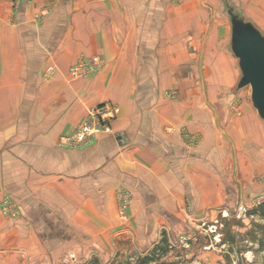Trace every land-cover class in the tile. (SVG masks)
Instances as JSON below:
<instances>
[{"label": "crops", "instance_id": "obj_1", "mask_svg": "<svg viewBox=\"0 0 264 264\" xmlns=\"http://www.w3.org/2000/svg\"><path fill=\"white\" fill-rule=\"evenodd\" d=\"M216 1L0 0V264L85 263L122 224L119 189L132 194L130 228L160 225L145 213L183 210L195 170L219 148L224 112L236 141L264 131L252 103H220L219 23L207 25L205 8ZM254 8L245 14L257 22ZM191 48L208 50L202 65L216 64L214 105L183 75L198 65ZM93 57L98 70L72 76ZM107 102L119 108L112 133L63 144Z\"/></svg>", "mask_w": 264, "mask_h": 264}, {"label": "rangeland", "instance_id": "obj_2", "mask_svg": "<svg viewBox=\"0 0 264 264\" xmlns=\"http://www.w3.org/2000/svg\"><path fill=\"white\" fill-rule=\"evenodd\" d=\"M36 1L17 0L25 5ZM253 1L244 6L240 0H229L245 13L255 7L258 13L250 14L259 17L254 23L264 32V0ZM216 2V10L208 3L205 8L209 13L207 25L219 23V75L223 78L220 103L224 109L251 104L250 86L240 91L235 88L241 70L230 48L231 21L225 1ZM207 51L191 48L189 56L195 54L198 65L189 63L183 75L187 74L189 89H197L204 105H214L209 93L218 82V74L212 79L216 64L200 63L205 61ZM48 68L46 78L52 75L48 74ZM221 116L217 119L222 133L219 148L211 145L205 169L195 170V193L186 196L187 208L183 205L181 211L145 213V220H160L161 224L147 221L142 229L136 226L132 229L128 226L127 214L132 194L127 188L119 189L117 220L122 224L104 235L103 247L93 250L83 264H264V131L257 128L253 142L236 141L242 136H230L233 122L229 120L230 112ZM256 121H260L258 116ZM64 264H79V261Z\"/></svg>", "mask_w": 264, "mask_h": 264}, {"label": "water", "instance_id": "obj_3", "mask_svg": "<svg viewBox=\"0 0 264 264\" xmlns=\"http://www.w3.org/2000/svg\"><path fill=\"white\" fill-rule=\"evenodd\" d=\"M225 4L231 21L230 48L241 70L236 89L250 86L253 107L264 120V32L229 0Z\"/></svg>", "mask_w": 264, "mask_h": 264}, {"label": "built area", "instance_id": "obj_4", "mask_svg": "<svg viewBox=\"0 0 264 264\" xmlns=\"http://www.w3.org/2000/svg\"><path fill=\"white\" fill-rule=\"evenodd\" d=\"M98 65V58L93 57L90 58V60H84L72 67L71 74L73 77L86 76L91 72L98 70ZM48 69V74L54 72L52 67H49ZM117 111L118 108L110 103L90 109L87 113V117L78 125L76 132L71 137L66 138L63 141V144L72 147L86 145L100 135L112 132L109 120L116 116ZM5 204L6 212H9L12 202L9 199H6Z\"/></svg>", "mask_w": 264, "mask_h": 264}, {"label": "trees", "instance_id": "obj_5", "mask_svg": "<svg viewBox=\"0 0 264 264\" xmlns=\"http://www.w3.org/2000/svg\"><path fill=\"white\" fill-rule=\"evenodd\" d=\"M156 250H157V249H156ZM151 257H153V256H151ZM146 260H147V259H145L144 261L146 262Z\"/></svg>", "mask_w": 264, "mask_h": 264}]
</instances>
